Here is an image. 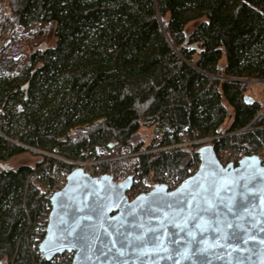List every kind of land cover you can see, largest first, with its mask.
Listing matches in <instances>:
<instances>
[{
  "label": "trees",
  "instance_id": "16d2710c",
  "mask_svg": "<svg viewBox=\"0 0 264 264\" xmlns=\"http://www.w3.org/2000/svg\"><path fill=\"white\" fill-rule=\"evenodd\" d=\"M10 24L21 28L19 39L35 30L43 37L42 26L52 25L55 44L31 51L15 72L14 61L0 62V260L6 264H51L37 255L32 225L50 176L41 159L15 169L1 163L32 151L27 147L57 149L74 160L113 140L139 148L145 123L157 127L153 140L160 146L180 132L188 139L225 133L212 141L215 152L255 154L264 143V118L253 122L264 97L248 101L241 81H264V0H0V33ZM198 147L161 150L144 169L162 176L185 171Z\"/></svg>",
  "mask_w": 264,
  "mask_h": 264
},
{
  "label": "water",
  "instance_id": "95a60500",
  "mask_svg": "<svg viewBox=\"0 0 264 264\" xmlns=\"http://www.w3.org/2000/svg\"><path fill=\"white\" fill-rule=\"evenodd\" d=\"M197 153L198 169L175 189L156 183L130 201L131 178L114 185L73 169L51 197L40 259L73 252L71 264H264L259 156L222 165L212 144Z\"/></svg>",
  "mask_w": 264,
  "mask_h": 264
},
{
  "label": "built area",
  "instance_id": "2783aa9c",
  "mask_svg": "<svg viewBox=\"0 0 264 264\" xmlns=\"http://www.w3.org/2000/svg\"><path fill=\"white\" fill-rule=\"evenodd\" d=\"M12 37L13 35L10 28L0 33V55L2 57V63L15 61L25 52L23 48L24 44L13 41ZM242 81L245 82L247 80L242 79ZM251 81L264 86V81L256 79H252ZM259 118H264V103L256 114L253 122ZM261 127H264V125ZM248 128L243 130H247ZM73 132H76L75 128L70 129L69 134L72 136ZM224 135L225 133L221 132L210 137L188 139L184 132H180L177 136V141H174L170 145H158L159 138H157L151 145H143L139 148H135L131 144L113 140L110 143L94 145L85 152L83 158L77 160L68 159L60 155L57 149L44 151L27 147L41 156V169L50 176V182L40 187L43 208L32 222L36 235L37 255L39 256V242L44 237L46 231L48 214L51 208V197L54 192L65 185L67 177L73 169L81 168L84 173L92 177L107 176L114 185L123 184L131 178V184L125 191V196L130 201L139 194L149 192L156 183L164 184L168 190L175 189L183 180L192 175L200 165V159L197 153L196 157L193 158L191 164L185 171L167 173L163 176L160 174L156 175L152 168L148 167L147 170L144 169V166L149 163L151 157L155 155V153L174 147L187 148L194 143L199 144V146L211 144L214 139H219ZM169 136L170 138H174L173 133H170ZM216 155L220 163L226 165L229 162L236 163L240 158L249 154L244 152L243 149L235 152L232 151V148H221L216 152ZM256 155L259 156L261 165L264 166V143H261L260 149ZM73 255V252L58 254L50 260V263L71 264ZM35 264L43 263L36 262Z\"/></svg>",
  "mask_w": 264,
  "mask_h": 264
},
{
  "label": "rangeland",
  "instance_id": "374dc122",
  "mask_svg": "<svg viewBox=\"0 0 264 264\" xmlns=\"http://www.w3.org/2000/svg\"><path fill=\"white\" fill-rule=\"evenodd\" d=\"M8 11H4V13H7ZM196 24V22H192L188 28V30H191L193 26ZM45 27L46 33L43 37L37 36L35 30L32 34L29 35L27 39H19V33H21V28L19 26H16L14 24L6 25L4 26V29L10 28L12 31V40L21 42L24 44V50L25 52L21 54L19 58H17L10 66L13 68V72L17 71L21 67H23L28 62V56L31 52V49L34 46H38L41 42H45L48 47L54 46L55 44V37L53 35V26L47 25L42 26ZM197 59V56L195 55L193 57V61ZM2 61V57L0 55V62ZM7 71V69H6ZM247 81L243 82L246 85V94L247 95H262L264 97V86L258 85L255 82H252V79H245ZM255 80V79H254ZM264 103V102H263ZM230 110V108H228ZM231 120H225L222 129L226 130L229 126ZM249 129V128H248ZM157 127L154 124H142L139 129L138 133L140 137L143 139V145H149V142L154 141L153 135L156 133ZM75 133H72V136H74ZM232 151H239L238 148H232ZM245 152V151H244ZM256 154V153H255ZM41 159L40 155H37L34 151L25 152L19 155H16L12 158H10L7 161L1 162L3 165H6L8 168L15 169L19 167L20 165H29L31 167H34L38 161ZM6 260H3V263L6 264Z\"/></svg>",
  "mask_w": 264,
  "mask_h": 264
}]
</instances>
